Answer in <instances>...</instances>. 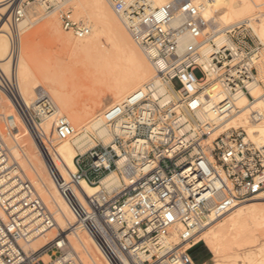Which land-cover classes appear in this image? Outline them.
<instances>
[{
  "label": "built area",
  "instance_id": "2783aa9c",
  "mask_svg": "<svg viewBox=\"0 0 264 264\" xmlns=\"http://www.w3.org/2000/svg\"><path fill=\"white\" fill-rule=\"evenodd\" d=\"M69 1L0 2L6 6L0 12V33L9 41L0 60V95L6 105V115L0 114V264H84L67 240L36 250L24 247L30 229L20 224L21 218L31 213L51 224L53 214L7 144L15 116L29 128L48 176L73 214L72 230L85 232L109 264H197L189 250L199 230L264 191V147L248 140L240 127H222L239 109L238 95L254 101L249 86L260 83L254 63L260 45L242 23L227 30L228 41L206 55L203 46L213 43L205 32L208 21L192 0H169L157 7L148 0H106L166 84L168 98L144 92L131 96L117 112L107 111L104 118L111 127L123 117L110 144L98 142L77 153L75 171L63 173L42 128L54 103L45 92L26 102L17 63L21 24L36 7L54 11L61 28L75 38L90 33ZM55 133L63 140L75 131L67 118L57 116ZM122 155L124 164L119 163ZM111 170L117 174L113 186L86 194L82 181L99 185ZM44 253L48 261L42 259Z\"/></svg>",
  "mask_w": 264,
  "mask_h": 264
},
{
  "label": "bare ground",
  "instance_id": "6f19581e",
  "mask_svg": "<svg viewBox=\"0 0 264 264\" xmlns=\"http://www.w3.org/2000/svg\"><path fill=\"white\" fill-rule=\"evenodd\" d=\"M167 1L169 0H148L152 7ZM192 1L200 8L202 15L208 21L205 32L211 34L213 42L203 46L204 54L207 55L214 45L220 47L226 43L228 41L226 31L242 23L246 24L245 28L254 42L260 45L258 55L254 58L258 69L257 79L260 83L249 86L254 101L251 102L245 94L238 95L235 104L239 109L224 122L222 127H240L248 140L257 146L264 147V0ZM68 5L72 8L75 17L89 26L90 33L82 39L74 37L76 41H72L53 22L43 23L25 34L21 41L17 63L20 88L26 102H34L38 93L36 96L34 94L38 91L26 93L23 84H27L32 89H38L42 87L39 81L41 79L46 84L45 95L54 100V110L42 121V128L51 141L52 149L56 153L55 161L63 173L66 170L75 171L73 161L75 155L84 153L97 144L89 135L90 133L98 138L100 144L104 146L110 144L114 133L118 131V125L123 122V117L118 116L115 128L111 127L104 118L107 111L117 112L131 96L138 97L144 92H150L155 98H168L166 84L156 75L143 50L130 37L121 18L106 0H70ZM5 9L4 2L0 3V12H4ZM220 11L227 14L225 21L218 16ZM40 12L43 13L40 14ZM53 13L55 14L54 11H45L43 7H36L23 20L22 32L29 30L45 17H52L58 23ZM42 33L53 35L68 49L74 59L78 58L84 67L87 66L84 69L87 78L75 86L77 89L75 93H65L52 84L51 81L59 82L61 79L58 77L60 75L58 71L51 70L52 62L50 63L48 58H43L45 55L42 52L40 53L43 57L38 53L36 36ZM8 50L7 36L0 33V60L5 59ZM3 67L5 71H8V62H5ZM103 91L106 93L104 94ZM207 93L210 92L207 90L201 98L204 99ZM104 96H108L112 101L107 108L100 111L96 106ZM80 98L83 99L81 104ZM2 99L4 96L0 95V102ZM1 105L6 109L4 101ZM60 108L65 115L60 112ZM95 113L92 119L85 121ZM0 114L6 115L2 110ZM57 116L67 118L72 124L75 131L72 137L63 140L57 138L55 133ZM6 141L13 156L19 161L39 196L53 214L51 224H43L41 218L31 213H26L21 218L20 224L28 225L30 229L29 238L24 247L36 250L51 241L62 245L67 240L70 250H75L84 264H109L85 232L81 231L83 232L81 234L80 231L72 230L75 218L60 197L50 177H47L41 152L32 139L29 128L18 116H15L13 134ZM125 161L126 157L122 155L119 163L124 164ZM116 182L117 174L111 170L101 178L99 185H89L82 181L81 186L86 194L92 195L99 190L100 186L110 188ZM222 219L223 221L216 225L215 222ZM197 238L198 241L193 246H196L194 252L200 250L199 242H202L211 253L210 259H214L216 264H239L237 263L239 258L241 264H264V191L237 203L228 212L211 218L199 230ZM42 239L44 240L43 244L41 243L42 246L37 247L35 243L39 244L38 240ZM42 257L49 260V255L46 253Z\"/></svg>",
  "mask_w": 264,
  "mask_h": 264
},
{
  "label": "rangeland",
  "instance_id": "374dc122",
  "mask_svg": "<svg viewBox=\"0 0 264 264\" xmlns=\"http://www.w3.org/2000/svg\"><path fill=\"white\" fill-rule=\"evenodd\" d=\"M41 13H43V12H40V14ZM53 15H55L54 17H57L56 13L55 14L53 13ZM218 16L219 17L221 16L220 19L222 21L223 20L225 21L227 14L224 11H220L218 13ZM48 21L56 24L58 26V28L60 29V31L64 35H68L70 37V40L76 41L74 36L71 33H68L65 30H63L61 28L60 23L58 22L59 23L58 24L57 22H55V20L52 17L51 18L45 17V18L39 20L38 22H36L33 26H31V28L29 30L23 31L21 34V41H23V38H24L26 33L38 28L40 25H42L43 23H46ZM36 43H38V51H39L38 53L41 55V57H43V55L40 52H42L45 55L43 58H48L50 63L52 62L51 63L52 64L51 70H53L55 72L58 71L57 73L60 74L58 77H60L61 80L60 81L58 80L59 82H56V80L51 81V82H53L52 84L56 88L63 90L65 93H70V94L75 93L77 91L75 86H78V84L81 81L84 82L87 78V77H85L87 75V73L84 70V69H86L87 66L84 67V65H82V63L78 60V58L74 59V56H71L69 54L70 52H68V49L65 48L60 41H58L53 35H51L49 33H42L39 36H36ZM39 47H41V48L39 49ZM194 74L197 77H200V75H201L198 70H196L194 72ZM39 81H40L42 87H38V89H32L27 84H23V89L25 90L24 92L27 93V92H31L33 90H36L38 92H45L46 91L45 90L46 89L45 82L42 79ZM172 83H173L174 87H176V88L179 87V82L177 81V79H174L172 81ZM38 92H36L34 94V96H36V94ZM103 93L105 94L106 92L103 91ZM4 99H2V101H1L2 103L0 102V104H3ZM82 100H83L82 98L79 99L80 104L82 103ZM111 101H112V99H110L108 96H104L103 99L99 103H97L96 107L98 110L102 111L103 109L107 108L111 104ZM1 110H2V112L4 111V113H6V109L3 105L0 106V111ZM60 112L63 115H65V112L63 111L62 108H60ZM95 115H96V113L93 114L92 116L88 117L85 121L92 119ZM89 135L92 137V139L94 140L95 143H98V142L101 143L98 140V138H96V136L94 134L90 133ZM44 170H45V173L48 177L46 169H44ZM222 221H223V219L221 221L219 220V222H215V223H217L216 225H218ZM81 234H83V232H81ZM38 241H40V243L38 244V242H36L35 243L36 246L37 247L42 246L41 243H42V241L44 242V240L42 239V240H38ZM199 246H200V250L193 253L194 259L197 261V263L199 264L201 262L202 264H216L214 259H210L211 253L209 251H207V248L203 245L202 242H199ZM42 259L44 261H48V260H45V257H42ZM237 263L241 264L240 258L237 259Z\"/></svg>",
  "mask_w": 264,
  "mask_h": 264
},
{
  "label": "water",
  "instance_id": "95a60500",
  "mask_svg": "<svg viewBox=\"0 0 264 264\" xmlns=\"http://www.w3.org/2000/svg\"><path fill=\"white\" fill-rule=\"evenodd\" d=\"M197 247H199V246H197ZM195 249H196V246L193 247V248H191V249L189 250V252H190L191 254H193Z\"/></svg>",
  "mask_w": 264,
  "mask_h": 264
}]
</instances>
